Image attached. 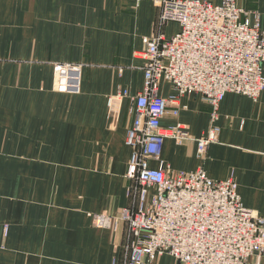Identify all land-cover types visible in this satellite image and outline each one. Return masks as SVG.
<instances>
[{
	"label": "crops",
	"instance_id": "obj_1",
	"mask_svg": "<svg viewBox=\"0 0 264 264\" xmlns=\"http://www.w3.org/2000/svg\"><path fill=\"white\" fill-rule=\"evenodd\" d=\"M160 1L0 0V264L117 263L127 240L118 218L137 204L125 143L129 98L143 90L135 53L144 37L168 40L180 29L160 25ZM235 6L264 29V0ZM56 63L82 66L78 93L52 89ZM159 95L168 101L160 126L182 124L189 136L165 139L160 160L172 172L202 167L212 180L233 177L243 206L264 217V90L257 102L224 96L203 162L195 141L210 127V106L196 95L170 102L167 83ZM176 106L184 108L174 116ZM99 214L106 218L95 227ZM157 264L175 263L164 255Z\"/></svg>",
	"mask_w": 264,
	"mask_h": 264
},
{
	"label": "built area",
	"instance_id": "obj_2",
	"mask_svg": "<svg viewBox=\"0 0 264 264\" xmlns=\"http://www.w3.org/2000/svg\"><path fill=\"white\" fill-rule=\"evenodd\" d=\"M160 25L176 23L179 31L166 40L159 33L142 39L135 56L144 61L143 90L130 100L132 124L125 143L131 149L127 177L135 181L129 192L136 195L133 209L119 216L127 229L114 264H157L169 255L175 264H248L258 257L264 262V217L245 208L233 177L223 181L207 177L199 167L191 172H172L160 160L165 139L178 143L188 139L186 127L163 128L160 121L167 100L160 86L175 92L170 102L196 95L210 106V127L196 139V156L204 161L208 146L220 128L215 125L218 107L227 93L257 102L264 90V29L259 16L251 23L235 0L212 5L198 0H161ZM52 89L79 92L81 65H53ZM173 110L177 116L179 109ZM149 161H159L157 169ZM104 214L92 217L102 227Z\"/></svg>",
	"mask_w": 264,
	"mask_h": 264
}]
</instances>
